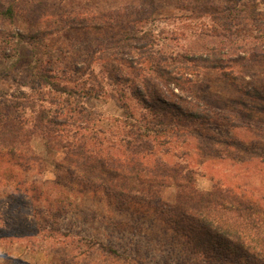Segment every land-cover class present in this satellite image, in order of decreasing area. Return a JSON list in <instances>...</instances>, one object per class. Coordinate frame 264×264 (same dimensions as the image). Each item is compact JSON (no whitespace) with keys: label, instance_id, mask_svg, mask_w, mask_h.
I'll list each match as a JSON object with an SVG mask.
<instances>
[{"label":"rangeland","instance_id":"374dc122","mask_svg":"<svg viewBox=\"0 0 264 264\" xmlns=\"http://www.w3.org/2000/svg\"><path fill=\"white\" fill-rule=\"evenodd\" d=\"M12 3L13 19L0 17V118L30 122L43 102L61 113L63 138L80 130L123 157L127 102L135 126L128 130L136 134L142 125L153 152L143 160L188 165L202 189L216 183L235 189L254 204L264 229V0H0V8ZM193 55L216 64L197 66ZM156 60L191 82L187 93L171 84L176 94L215 118L187 122L161 103L146 108L103 71L105 63L122 73L130 66L154 70ZM38 71L55 73L72 93L53 104ZM31 146L40 158L31 165L0 150V264L162 261L155 242L143 241L146 260L104 249L102 243L119 247L107 198L69 181L56 167L62 154L39 137Z\"/></svg>","mask_w":264,"mask_h":264},{"label":"trees","instance_id":"16d2710c","mask_svg":"<svg viewBox=\"0 0 264 264\" xmlns=\"http://www.w3.org/2000/svg\"><path fill=\"white\" fill-rule=\"evenodd\" d=\"M15 15L14 3L0 8V17L13 19ZM191 57L197 66L216 64L207 57ZM153 67L154 70L146 71L130 66L122 73L105 63L103 71L111 82L129 89L146 108L154 109L161 103L174 119L187 122L215 118L210 108L171 89V84L182 93L191 88L189 79L177 72L176 66L168 69L156 60ZM37 74L38 80L51 89L53 104L60 102L58 95L72 93L67 84L56 80L55 73L38 71ZM161 86L168 89L169 95H165L164 100ZM123 107L127 113L126 129L119 138L123 157L105 152L100 142L95 145L94 138L80 130L73 132V139L63 138L61 113L58 109L44 107L43 102L38 104L30 122L22 115L0 118V150L19 160V164L31 165L40 161L31 146L39 137L56 155L61 153L56 167L70 176L69 181L76 180L80 186L101 193L111 204L115 214L108 218V227L117 236L119 247L108 243H102V247L114 255L136 260L145 257L146 260L149 251L146 250L144 256L143 241H149L152 247L157 243L163 252L162 261L156 264H170L172 260L174 264H264V229L254 204L242 193L219 183L209 189L200 188L194 170L188 165L170 164L157 158L143 160L153 152L141 136L142 125L136 134L128 130L130 125L135 127L133 114L127 110V102ZM87 139L94 145L90 147ZM102 218L106 220L103 214ZM157 222L163 225L158 227L159 231L154 230ZM165 251L169 254L165 255ZM5 264L13 262L8 260Z\"/></svg>","mask_w":264,"mask_h":264}]
</instances>
